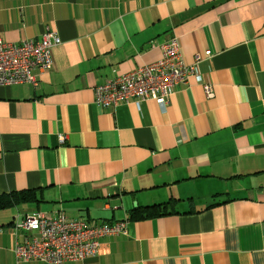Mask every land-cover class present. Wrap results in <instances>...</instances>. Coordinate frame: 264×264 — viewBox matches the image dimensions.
<instances>
[{
    "label": "crops",
    "instance_id": "obj_1",
    "mask_svg": "<svg viewBox=\"0 0 264 264\" xmlns=\"http://www.w3.org/2000/svg\"><path fill=\"white\" fill-rule=\"evenodd\" d=\"M47 30L64 63L0 87V197L39 201L0 210V264H46L16 261L18 214L113 224L158 205L168 214L66 264H264V0H0L4 42ZM173 38L189 64L211 52L199 64L211 98L191 78L167 105L95 104L96 86Z\"/></svg>",
    "mask_w": 264,
    "mask_h": 264
},
{
    "label": "built area",
    "instance_id": "obj_2",
    "mask_svg": "<svg viewBox=\"0 0 264 264\" xmlns=\"http://www.w3.org/2000/svg\"><path fill=\"white\" fill-rule=\"evenodd\" d=\"M62 45L60 37L50 30L38 40L8 43L0 39V87L37 85L36 70L50 71L64 63ZM161 50L162 57L157 62L96 86L95 104L110 109L123 105L140 108L149 101L167 105L177 89L187 86L191 78L201 86L204 96H213L210 86L203 84L199 73L200 62L210 58L211 52H205V57L196 54L194 62L189 64L176 38L164 44ZM56 55L62 57L60 61ZM61 143H65L64 138ZM10 231L15 239L17 262L66 264L96 258L102 240L125 235L127 222L99 223L69 219L63 212L57 216L32 212L23 217L18 214Z\"/></svg>",
    "mask_w": 264,
    "mask_h": 264
},
{
    "label": "trees",
    "instance_id": "obj_3",
    "mask_svg": "<svg viewBox=\"0 0 264 264\" xmlns=\"http://www.w3.org/2000/svg\"><path fill=\"white\" fill-rule=\"evenodd\" d=\"M38 202L37 191L28 190L10 193L0 197V210ZM166 209L167 207L165 205L134 209L129 213L126 222H140L143 220L162 217L168 214Z\"/></svg>",
    "mask_w": 264,
    "mask_h": 264
},
{
    "label": "rangeland",
    "instance_id": "obj_4",
    "mask_svg": "<svg viewBox=\"0 0 264 264\" xmlns=\"http://www.w3.org/2000/svg\"><path fill=\"white\" fill-rule=\"evenodd\" d=\"M31 207L34 208V209H36V208H35V207H36L35 205H33V206H31Z\"/></svg>",
    "mask_w": 264,
    "mask_h": 264
}]
</instances>
